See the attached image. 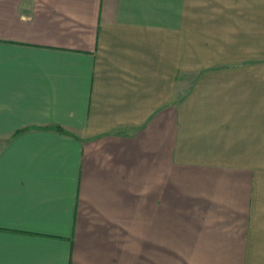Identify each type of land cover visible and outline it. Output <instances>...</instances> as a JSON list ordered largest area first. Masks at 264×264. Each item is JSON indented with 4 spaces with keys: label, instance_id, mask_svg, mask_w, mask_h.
<instances>
[{
    "label": "crops",
    "instance_id": "crops-1",
    "mask_svg": "<svg viewBox=\"0 0 264 264\" xmlns=\"http://www.w3.org/2000/svg\"><path fill=\"white\" fill-rule=\"evenodd\" d=\"M249 52L264 0H0V264H264Z\"/></svg>",
    "mask_w": 264,
    "mask_h": 264
},
{
    "label": "rangeland",
    "instance_id": "rangeland-1",
    "mask_svg": "<svg viewBox=\"0 0 264 264\" xmlns=\"http://www.w3.org/2000/svg\"><path fill=\"white\" fill-rule=\"evenodd\" d=\"M234 53H239V52H234ZM256 54V55H255ZM249 57L250 58H257L259 62H264V52H249Z\"/></svg>",
    "mask_w": 264,
    "mask_h": 264
}]
</instances>
